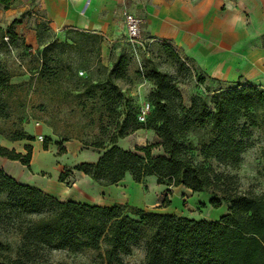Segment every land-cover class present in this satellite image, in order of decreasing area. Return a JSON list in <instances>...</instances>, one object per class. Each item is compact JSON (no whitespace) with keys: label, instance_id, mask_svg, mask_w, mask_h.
<instances>
[{"label":"trees","instance_id":"16d2710c","mask_svg":"<svg viewBox=\"0 0 264 264\" xmlns=\"http://www.w3.org/2000/svg\"><path fill=\"white\" fill-rule=\"evenodd\" d=\"M13 1L0 0V5L7 9ZM18 23L15 19L6 29L0 25V49L15 43L18 34L13 26ZM75 34L91 43L89 52L99 53L100 46L94 42L100 43V36ZM6 37L9 41L4 40ZM50 49L51 44H46L42 50V73L49 69L46 53ZM173 55L182 61L177 54ZM129 61L123 54L112 58L110 68L100 65V78L95 80L90 74L83 80L87 95L97 97L106 114L95 139L85 142L103 152L97 161L83 162L74 169L100 185L115 184L127 173L136 182L154 175L158 183L167 186L206 191L211 196L210 205L217 207L226 202L228 211L218 220L208 221L138 208L126 213L120 204L62 201L37 187L19 183L0 168V264H45L44 251L48 249L78 252L101 247L103 264H264V193L241 191L235 176L217 169L239 163L250 146L252 129L264 132V88L237 82L213 91L211 107L200 95L186 106L172 76L152 67L146 71V78L153 85L150 102L147 101L151 109L147 124L142 125L145 122L138 120L141 105H133L115 83L125 78ZM8 70L0 61V115L13 85ZM143 126L154 130L159 140L133 150L116 145L118 138ZM24 137L23 131L16 130L10 139ZM153 147H161L163 155H152ZM26 149L23 156L0 145V156L28 164L31 147ZM8 233L18 239L14 252H10L6 240ZM142 241L144 260L125 262L122 257L130 255L132 248Z\"/></svg>","mask_w":264,"mask_h":264},{"label":"rangeland","instance_id":"374dc122","mask_svg":"<svg viewBox=\"0 0 264 264\" xmlns=\"http://www.w3.org/2000/svg\"><path fill=\"white\" fill-rule=\"evenodd\" d=\"M159 1L131 0L135 6L139 3L145 6L157 5ZM33 8L32 6L31 9L26 10L17 20L24 19L35 25L36 45L33 47L23 45L22 37L16 32L15 25L13 29L18 34L17 40L14 44L0 49V61L9 69L10 83L13 84L6 94L5 111L0 115V145L23 156L27 154L26 147L30 146L31 155L28 164L0 156V168L19 183L37 187L62 201L73 200L91 205L120 204L124 206L126 213L130 212L131 208H138L197 220L215 221L222 217L228 211V204L223 202L220 206L213 207L209 203L211 196L206 191L192 192L184 186H167L158 183L154 175L146 176L140 182H136L129 173L123 179L129 180V183L123 182L125 186H120L122 183L117 182L112 184L116 187L115 190L105 187L100 191L101 189L95 187L97 182L75 170L76 165L95 162L101 156L103 149L96 150L86 145V142L95 139L99 133L100 121L106 120L103 103L97 97L87 95L88 87L82 82L90 74L95 80L100 78L102 66L110 68L111 56L122 54L130 61L125 78L117 79L115 83L135 106L149 101L153 85L146 78V71L152 67L172 76L186 106L190 105L194 96L200 95L211 107L209 99L213 91L233 86L235 82L224 86L218 80L203 75L201 71L191 66L188 60L181 59L176 47L170 41L146 40L145 38L150 36L146 24L142 26V44L133 47L123 29L118 34L122 39L120 45L115 46L117 40L115 42L107 40L111 48L109 54L104 53L103 50L104 38L100 43L94 42L100 46L97 54L95 51L89 52L91 43H88L86 37L75 34V31L62 27L59 31L64 32V37L57 38L47 20L42 18L43 11ZM7 26L2 28L6 29ZM7 39L8 37L4 40ZM23 40L25 42L24 38ZM59 42L64 45L55 44ZM74 42L77 45H69ZM46 44H51V49L46 53V57L49 58L47 61L49 72L45 70L42 73L41 54ZM84 45H88V48ZM173 53L182 61L177 60ZM77 78L81 80L78 81ZM117 110L122 112L120 107ZM146 122L142 125L147 124ZM16 130L23 131L25 137L11 140L10 137ZM148 132H153L152 137L143 134ZM38 136H42V139H38ZM103 138L106 142L108 135H103ZM158 140L154 130L143 126L128 136L118 138L116 145L122 149L133 150L135 146H146ZM248 143L250 146L246 148L236 166H220L217 169L235 176L241 191L262 194L264 193V132L260 129H252ZM163 153L161 147L151 149L152 155H163ZM196 160L199 161L200 158L197 157ZM59 186L63 188L62 193L68 194L67 196H59L57 193ZM124 191L125 197L118 194L120 192L123 194ZM132 217L138 218L139 215ZM6 240L10 243V252H14L17 236L8 233ZM102 253V247L84 248L78 252L48 249L44 251V259L45 264H103ZM143 257L142 241L132 248L130 255L123 256L122 259L128 263H139L144 260Z\"/></svg>","mask_w":264,"mask_h":264},{"label":"crops","instance_id":"0c3cea01","mask_svg":"<svg viewBox=\"0 0 264 264\" xmlns=\"http://www.w3.org/2000/svg\"><path fill=\"white\" fill-rule=\"evenodd\" d=\"M31 5L43 11L42 18L57 38L64 37V32L59 31L62 27L98 35L104 38L103 50L107 54L111 52L107 40H117V46L122 43L118 34L125 29L127 35L124 13L129 12L141 19V31L144 24L149 28L146 40L170 41L181 59L210 79L222 85L241 82L264 88V0H160L157 5L147 6H135L131 0H14L7 9L0 6L1 25H9ZM16 32L26 45H36V29L30 21L20 19ZM225 88L229 87L222 89ZM151 133L143 134L152 137ZM123 179L120 186H125L124 181L129 183ZM95 187L100 191L105 187L116 189L114 185L98 183ZM62 189L57 188L59 196H67Z\"/></svg>","mask_w":264,"mask_h":264},{"label":"built area","instance_id":"2783aa9c","mask_svg":"<svg viewBox=\"0 0 264 264\" xmlns=\"http://www.w3.org/2000/svg\"><path fill=\"white\" fill-rule=\"evenodd\" d=\"M125 24H126V29H127V38L131 45L135 47L137 44H142L143 38L141 37V19L129 14L125 13ZM151 105L147 102L144 101L142 102L140 106V110L138 113V120L140 122H145L146 117L150 112V107ZM38 139H42V136H38Z\"/></svg>","mask_w":264,"mask_h":264}]
</instances>
